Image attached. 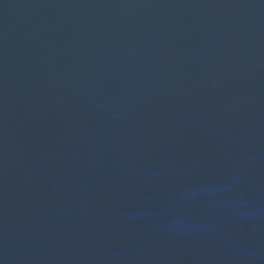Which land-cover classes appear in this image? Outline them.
Returning <instances> with one entry per match:
<instances>
[{"label": "water", "instance_id": "1", "mask_svg": "<svg viewBox=\"0 0 264 264\" xmlns=\"http://www.w3.org/2000/svg\"><path fill=\"white\" fill-rule=\"evenodd\" d=\"M0 264H264V0H0Z\"/></svg>", "mask_w": 264, "mask_h": 264}]
</instances>
